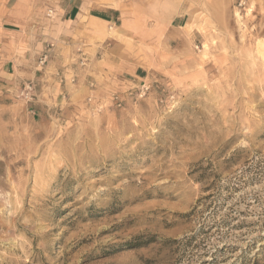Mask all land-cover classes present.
Listing matches in <instances>:
<instances>
[{"label":"rangeland","instance_id":"374dc122","mask_svg":"<svg viewBox=\"0 0 264 264\" xmlns=\"http://www.w3.org/2000/svg\"><path fill=\"white\" fill-rule=\"evenodd\" d=\"M111 1L129 33L0 72V264H264V0Z\"/></svg>","mask_w":264,"mask_h":264},{"label":"crops","instance_id":"0c3cea01","mask_svg":"<svg viewBox=\"0 0 264 264\" xmlns=\"http://www.w3.org/2000/svg\"><path fill=\"white\" fill-rule=\"evenodd\" d=\"M101 2L0 0V52L5 58L0 72L15 84L40 83L56 69L55 64L62 66L67 61L66 53L72 47L94 44L98 48L103 33L113 28L129 33L131 18L124 10L114 1ZM174 4L178 6V1ZM177 6L169 19L174 30L185 20ZM48 48L50 59L40 66L42 53Z\"/></svg>","mask_w":264,"mask_h":264},{"label":"built area","instance_id":"2783aa9c","mask_svg":"<svg viewBox=\"0 0 264 264\" xmlns=\"http://www.w3.org/2000/svg\"><path fill=\"white\" fill-rule=\"evenodd\" d=\"M47 58H48L47 56H44V59H42L41 63L44 64L46 62Z\"/></svg>","mask_w":264,"mask_h":264},{"label":"bare ground","instance_id":"6f19581e","mask_svg":"<svg viewBox=\"0 0 264 264\" xmlns=\"http://www.w3.org/2000/svg\"><path fill=\"white\" fill-rule=\"evenodd\" d=\"M263 53V52H262Z\"/></svg>","mask_w":264,"mask_h":264}]
</instances>
